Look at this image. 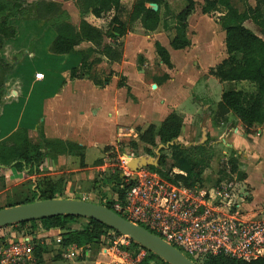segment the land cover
<instances>
[{
  "label": "crops",
  "instance_id": "1",
  "mask_svg": "<svg viewBox=\"0 0 264 264\" xmlns=\"http://www.w3.org/2000/svg\"><path fill=\"white\" fill-rule=\"evenodd\" d=\"M133 1L134 0H121L119 8L116 11H110L103 14L101 17H95L88 13L84 16V19L103 32L108 29L109 22L114 15H116L121 22L127 24L128 14ZM193 1L194 9L187 18L186 29V36L190 45L184 49L178 50L190 52L194 54V56L190 57L187 64L180 71L171 61L170 54L172 50H175L170 46V41L175 35V23L173 20H162L160 25L153 32H145L141 28L139 22L134 23L126 35L117 39V42L120 43L123 48V58L120 62H111L107 60L106 57L99 53V49H95V46L91 42L80 43L75 47L74 52L65 55H54L48 50L53 34L47 27L46 21L39 19L31 20L30 23L32 25L29 26L31 29L27 28L31 35L27 38L33 45L29 47L30 52H28V57H25L22 62L23 66L32 64L37 66L38 72L42 73L43 76L35 80L32 79L33 75L31 71L28 72L29 69H21L24 77L20 84L16 83L12 85V87L9 86L6 88L7 92L3 94V98L0 100V139L7 140L12 136L15 130L26 129L29 136L38 132L37 134L45 139L74 144L82 148L84 157H87L92 148H96L97 144L101 145L103 142L108 143L113 141L116 143L129 139L131 142L137 143L139 147V137L141 133L147 129L149 125L159 127L161 122L172 112L179 115L182 119V126L177 137L179 139L183 133L184 124L188 119H193L194 113L200 112L202 116L201 128H203L202 138H206L204 126H206L207 129L209 128L212 131H216L214 135H218L220 131V135L217 136L218 139L215 140V142L218 146H223L227 150L232 151L235 158L230 159L236 161V171L231 172V160H227L226 165L228 170L224 171L222 169L219 170V172H227L228 175L231 176L230 181L225 182L218 179L213 183H209L206 174L208 166L203 171L201 180L193 187H190V189H187V191L201 199L205 207L220 215L233 217L240 221H264V120L262 123L253 124L252 127L246 131L237 116L232 118L234 114L230 112L226 115V120H215L217 126H215L216 129H214L212 125L213 120L207 118V115L203 113L204 109H208L209 107H211L213 111H216L222 93L231 90L229 85L234 82L220 81L209 73L211 68L226 58L224 57L226 53L224 44L225 32L219 22V18L217 19V23H213L212 25L215 27L220 26L222 30L221 37L223 43L221 47L223 56L221 60H217L220 52L215 41L211 38L213 34L212 26L204 28L201 25L205 20L210 23V15L214 13L220 17L226 11L225 7L219 6L218 11L203 14L201 12V7L204 1ZM163 2L166 4L167 10L173 14L179 13L187 5L186 0H163ZM245 2L249 6H254L256 0H246ZM229 4L239 12L244 11L245 4L242 0H229ZM146 6L151 9H157V5L155 4H147ZM164 10L165 8L162 6L160 9L161 14ZM106 21H108V25ZM170 21H172V25L168 30L170 32L169 39H165L166 41L160 40L157 32L159 27L161 24L164 27V22L167 24ZM79 22L80 21H78V23ZM191 25L194 28H198L197 31L200 36L196 41H192L188 35ZM22 29V31L20 29L18 36L12 43L18 41L20 36H24L27 29L25 28L24 30V25ZM203 33L205 35L204 39L206 45H208V48L213 50L215 54L213 59L208 63H203L204 61L199 55V48L205 44L203 37H201ZM255 34L260 36V33ZM45 41L47 43L44 49L42 43L44 44ZM155 42H158L168 51L171 63L170 68H168L156 54L154 47ZM195 42L196 44L194 45ZM198 42H200V45L197 44ZM8 43H10V41L2 48L3 52L4 50L6 51L8 47L13 49L14 44ZM103 44H111L110 39L105 37ZM9 51L7 53H9ZM77 51H83L85 53L86 60L83 64ZM93 55L96 58H91ZM127 58L129 60L128 62L131 63L133 61V66L136 63L140 64L139 70H135V68L132 67L134 68L132 71V68L128 69L125 67L124 60ZM192 58H197L199 67H193L195 69L190 67L189 64L192 62ZM155 61H157L159 67H161L159 69H161L162 73L156 75L154 78L155 81L150 83L149 87L152 92H147L145 89L143 92L140 88H142L144 79L146 83L143 86L147 85V78H149L147 77L145 66ZM73 67L80 69L81 75L79 78H68V73L64 72ZM82 67L86 70L89 68L95 69L97 67L103 70L108 69L107 73L109 74L112 72V75L110 80L107 79L108 81H103V83L97 81V83H94V80L84 77V71H81ZM120 77H123L125 82H121L122 80ZM162 77L165 79H161ZM183 85L192 86L193 92L185 94L186 87H183ZM219 85H221V89L217 87ZM150 94L152 98L147 99L146 96ZM208 113L209 110L207 111V114ZM231 121H233V124ZM82 140H87L89 143ZM225 153L226 152H223L222 154L224 158ZM61 154H49L44 159L43 164L46 165L49 162L53 163V160ZM209 154L211 156L210 163L211 161L216 163L218 159L217 157H213V154L210 153V149ZM130 157L132 156H129V158ZM170 159L171 162L167 169L165 167L166 164H164L165 170L170 173L185 175L188 170L187 161L183 159L178 161H174L172 158ZM41 170L42 168L40 167L39 171ZM1 171L4 173L3 176H5L4 182L8 184L10 179H12L13 182L11 183L14 184L13 186L21 181H25L26 174H30L26 169L18 171L12 166H0V172ZM13 171L16 173L13 174ZM22 171L26 173H22L24 177L20 176ZM237 173L241 174V178L238 177ZM33 175H41V173H33ZM28 176L30 177V175ZM211 177L213 178V176ZM17 178H20V182L17 181ZM62 182V189L56 193L59 198H61L60 195L62 196L67 186L65 181L62 180ZM223 183L228 187L227 198L218 195V192L222 190L221 185ZM98 186L99 188L103 187L99 184ZM114 189L118 192V196L120 194L119 190H121L122 187L120 185L114 187ZM34 191H36V188ZM78 199L96 202L89 199V196L83 194H81ZM2 206L3 205L0 204V208H2ZM13 228L15 229V227ZM15 233L17 236L21 234L33 235L37 245L44 248L41 253V263H35L33 254V260L30 264H45V262H56L58 260L69 261V264H75V261L85 262L92 260L93 264L104 261L101 260L103 258L99 260L92 259L95 253H97L98 256L109 258V255L102 251L104 247L100 245L103 242L101 238L98 243L77 246L82 248L81 252L78 251L75 258H67L64 254L67 250L71 249L73 244L68 246L61 245L62 231L59 229L44 230L38 226L33 232L31 229L29 232L21 231V233L16 230ZM98 246H100L99 251H97ZM49 248L54 252L55 261H50L46 258L47 255L45 254L48 252ZM119 258L122 260L121 257ZM150 261L156 264H167L162 260H160L162 262H159L158 258H152Z\"/></svg>",
  "mask_w": 264,
  "mask_h": 264
},
{
  "label": "trees",
  "instance_id": "2",
  "mask_svg": "<svg viewBox=\"0 0 264 264\" xmlns=\"http://www.w3.org/2000/svg\"><path fill=\"white\" fill-rule=\"evenodd\" d=\"M24 0H0V63H5L3 47L7 42L16 39L21 29L19 20L27 14L25 6L22 5ZM79 9L81 17L78 26H74L68 21V16L61 8L59 3L46 0H37L34 7L35 19L46 21L47 27L52 31L53 37L50 41L49 52L54 55H65L74 52L75 47L82 42H91L95 49H99L107 60L111 62H120L123 58V48L117 39L123 37L131 29L132 25L139 22L145 32H153L160 25L161 21H174L175 35L170 41L172 49H184L190 45L186 36L187 18L194 9V1L186 0L187 5L179 13L173 14L167 10L163 0H134L128 14V23L121 22L114 15L108 29L103 32L89 24L84 16L88 13L95 17H101L110 11H116L119 8L121 0H73ZM201 7L203 14H209L218 11L219 6L225 7L226 11L219 17V22L225 32V51L226 58L219 64L209 70V73L220 81L229 82H246L254 86V92L249 96L241 90L231 89L222 93L220 101L217 104L215 112L216 119L226 120V115L232 113L239 119L241 125L246 131L253 124L262 123L264 120V0H256L254 6L245 4L243 12H239L229 4V0H203ZM147 4L157 5V9L147 7ZM165 10L161 14L160 9ZM252 22L259 30L260 36L255 34L249 28L244 26V22ZM108 38L111 44H103L104 38ZM155 51L160 60L168 67H171L170 56L168 51L158 42L154 43ZM82 60H86L83 51H77ZM64 72L68 73V78H79L80 69L73 67ZM123 85V84H122ZM182 126V119L176 113L169 114L159 125H149L140 137L139 143L142 145V153L154 156L153 149L158 144L166 145L172 142L179 135ZM40 144H29L17 149L15 157L9 162L0 163L2 167L12 166L16 170L26 169L30 174L40 172L39 169L44 159L49 154L64 153L69 147L78 146L70 143H63L58 140L41 138ZM10 143V139L4 141ZM3 142V143H4ZM132 146L137 148V143L131 142ZM171 158L174 161L180 159L186 160L188 170L185 175L174 174L166 171L164 168L165 157L160 156L158 161L159 167H148L156 172L159 176L167 181L182 185L186 188L193 187L201 180L203 171L209 166L211 156L209 149L205 145H194L182 147L180 145H170ZM163 150V149H162ZM161 150V151H162ZM16 150H14L15 152ZM231 172L236 171V161L231 160ZM221 174L224 172L220 171ZM241 178V174L237 173ZM121 171H115L109 175L107 180H102L99 185L114 187H124L132 182L125 183ZM63 182L61 179L53 180L48 176H42L36 180L35 199L46 200L59 198L57 192L62 189ZM119 196L121 193L119 190ZM102 204V203H101ZM105 205L112 209V201H107ZM78 219L73 216H54L22 222L13 227H25L30 225L32 232L38 226L44 230L59 229L61 233V245L85 246L99 242L101 236L110 230L105 224L95 220L87 219L85 226L81 228H72L69 223ZM30 229V230H31ZM112 231V230H110ZM119 235V233H117ZM133 245L140 247L138 244L130 241ZM142 248V247H140ZM44 248L36 245L34 249L35 263H41V253ZM148 259L158 258L153 253L146 250ZM162 260V259H160ZM147 260L140 261L138 264H146ZM163 261V260H162ZM205 264H264V256H259L250 261H243L234 257L217 254L209 257Z\"/></svg>",
  "mask_w": 264,
  "mask_h": 264
},
{
  "label": "rangeland",
  "instance_id": "3",
  "mask_svg": "<svg viewBox=\"0 0 264 264\" xmlns=\"http://www.w3.org/2000/svg\"><path fill=\"white\" fill-rule=\"evenodd\" d=\"M37 0H24L22 2V5L25 6V9L27 10V14L24 18L20 19L19 25H21V31L23 30V25H24V30L25 28H30L32 24L30 23L31 20L35 19L34 16V7H35V2ZM54 2H57L61 5L62 9L65 10L67 16H68V21L73 24L74 26H78V21H80L81 17L79 16V9L76 6L75 2L73 0H51ZM246 1V0H242ZM250 1V0H249ZM252 1V0H251ZM246 3V2H245ZM108 17V16H105ZM219 18V15L216 13L210 15V23L204 21L201 23V25L204 28H208L207 26H212L213 34H212V40L215 41L217 48L220 52L218 54V59L221 60L223 56V50H222V37H221V28L215 27L212 24L217 23V19ZM108 25V21H106ZM209 24V25H208ZM164 27L161 26L158 29V36L160 40H165L169 39L170 32L168 31L172 25V21L164 22ZM245 26L250 28L251 31L254 33H259L258 28L250 21L245 22ZM31 29V28H30ZM166 29V30H165ZM29 29L26 30V33H24V36H20L18 41L15 43H12L13 40L10 41L8 44H14L13 49L12 48H6V51L4 50V60L6 61L5 63H0V100L3 98V94L7 92V89L9 86L12 87V85L21 82L22 78L24 77L23 72L21 69H29L28 72L31 71L33 77L32 79H40L43 74L38 72V67L35 65H26L23 66V59L25 57H28V52L29 47H31L33 44L31 41L28 40V36L31 35V33L28 31ZM198 28L192 27V25L189 28L188 35L190 39L193 41H196L199 38V32L197 31ZM204 33L202 34L201 37H203V41L205 42L204 39ZM166 41V40H165ZM46 41L43 44L42 47L45 49L46 46ZM196 42L194 43V45ZM197 44L200 45V42ZM10 46V45H9ZM199 48V47H198ZM12 49V50H10ZM10 50V51H9ZM9 51V53H7ZM7 53V54H6ZM171 54V61L175 64L176 68L180 71L182 68L187 64L189 61L190 57L194 56V54H191L190 52H186L184 50H172L170 52ZM199 55L200 58L204 61L203 63H208L213 59L215 56L214 51L210 50L208 48V45L203 44L201 48H199ZM224 57H226V53L224 54ZM6 58V59H5ZM91 58H96L94 55ZM124 66L127 67L128 69H131L132 67L135 68V70H139L140 64L136 63L134 66L132 62H128V58L124 60ZM156 62V63H155ZM153 62L152 64L149 63V65L145 66L147 70V85L143 86L146 82L144 79V82L142 84V88H140L141 91L144 89L147 90V92H152L150 89L149 85L152 81H155L154 78L156 75H160L162 73L161 67H159V64L157 61ZM192 69H195L193 67H199V62L197 61V58H192V62L189 64ZM134 68L131 70L133 71ZM81 71H84V77H87V79L94 80V83H97L99 81L100 83H103V81H108L110 80V77L112 75V72L109 74L108 69H91L89 68L86 70L85 68H81ZM178 71V74H179ZM31 75V76H32ZM121 76V75H120ZM121 78V82H125V79L123 77ZM181 78V77H180ZM108 79V80H107ZM161 79H165L162 77ZM213 79V77H212ZM96 80V81H95ZM226 86V85H225ZM186 87V93H192V86L189 87V85L184 86ZM218 88L221 89V85L217 86ZM224 87V86H223ZM230 89H235V90H241L245 93L246 96H249L251 93L254 92V86L250 83H243V82H238V83H232L229 85ZM139 92V91H138ZM144 92V91H143ZM142 92V93H143ZM149 94V93H148ZM147 99L152 98L151 94L146 96ZM209 110V113L207 114V111ZM203 112V111H202ZM215 112L209 107L208 109H204V114L207 115V118L213 120L212 125L215 128L217 126L216 124V116ZM235 117V115L232 116V118ZM201 119L202 116L200 112L194 113L193 119L189 120L184 124L183 126V133L180 136V138L174 139L176 141L175 145H180L182 147H189L193 145H205L208 149H210V153L213 154V157H217L218 161L216 160L215 162H212L209 164L208 169L206 170L207 174V181L209 183H213L215 180L221 179L225 182L230 181L231 176L228 175L227 172L221 174L219 170H228V167L226 165L227 160H231L230 158H235L234 155L232 154V151L227 150L223 146H218L215 142V140L218 139L217 136L220 135V131L218 135H214L216 131H212L211 129H207L206 126L205 132H206V138H202V130L203 128L201 125ZM216 120V121H215ZM232 120V119H231ZM233 124V121H231ZM1 129V125H0ZM223 130V129H222ZM31 134L29 136L28 131L26 129H19L15 130L12 133V136L9 137L10 143H5L4 140L0 139V163H6L12 160L11 158L15 157L17 149L24 147L29 144H40L41 143V136L37 134ZM86 141L87 140H82ZM4 142V143H3ZM63 142V141H62ZM29 143V144H28ZM89 143V142H87ZM192 144V145H191ZM163 145V144H162ZM96 148H92L91 151L89 152L87 157H84V151L82 148H76V147H68L64 153H62L60 156L56 157L53 161V163H48L46 165H41L42 170L38 171L41 173V175H46L49 176L53 179H61L65 181L66 183V188L64 189V193L60 197H69L71 199H78V197L83 194L86 196H89V199L94 200L97 204L101 203H106L107 201H115V200H122L123 194L125 190L127 189H121L120 192L122 191L121 197L117 194L118 192L113 189L112 187H106L103 186L102 188H99L98 184L102 180H107L109 175L115 171H121L122 173L125 171V168L122 167V159L126 158L125 156H132V157H137V153H142V148L141 144L137 148L133 147L131 144V141L129 139H125L121 142H108V143H101V145L97 144ZM155 149V148H154ZM154 149H153V154H154ZM14 150H16L14 152ZM223 152L225 153V158L222 156ZM141 155H148V154H141ZM140 155V156H141ZM163 155L165 157V164H166V169L168 168L170 162H171V152L169 148H163V150L160 152V156ZM150 156V155H149ZM151 157H155L151 156ZM7 164V163H6ZM50 168V169H49ZM144 169H149L144 168ZM13 174L16 172L13 171ZM22 173L26 174L25 172H21L20 176H23ZM3 171L0 172V204H2V207H8L12 205H17V204H23V203H29L34 201L35 199V194L36 192L34 191L35 189V181L37 179L40 180L42 177L41 175H33V174H26L25 176V181H19L20 178H17L18 183L17 185L13 186L14 184L11 183L13 182L12 179H10L9 183L4 182V177L3 176ZM30 175V177L28 176ZM213 176V178L211 177ZM123 197V198H122ZM102 201V202H101ZM87 223L86 218L78 217V219L72 221L69 223V226L72 228H81L85 226ZM30 225H26V227H15L10 228V226L1 228L0 234L2 237V234H5L6 237L10 236L11 232H18L21 233V231L24 232H29L30 231ZM111 230V229H110ZM106 230V234L103 236L104 241L100 244L104 247L102 249L103 252L108 254L109 258L107 257H101L98 256L97 253L93 255L92 259L94 260H99L101 258L100 263L98 264H138L140 261L147 260L146 264H156L148 259V253L145 250V254L141 253V248L133 245L131 242L127 246L123 245H113L111 243L114 239V236L117 238L121 234H117L114 230L110 231ZM109 233L111 235H109ZM19 236V235H18ZM100 246H98L97 251H99ZM54 252L51 251V249H48V252L45 254L47 255V259L50 261H55L54 257L55 255L53 254ZM122 260H120V258ZM112 262V263H110ZM159 262L160 261L159 259ZM69 261L66 260H58L56 262H45V264H69ZM75 264H93V261H75ZM161 264V263H160ZM165 264V263H163Z\"/></svg>",
  "mask_w": 264,
  "mask_h": 264
},
{
  "label": "built area",
  "instance_id": "4",
  "mask_svg": "<svg viewBox=\"0 0 264 264\" xmlns=\"http://www.w3.org/2000/svg\"><path fill=\"white\" fill-rule=\"evenodd\" d=\"M125 157L121 161L125 168L121 176L125 183H132L121 186L127 188L124 198L112 201L111 210L156 234L194 264H205L209 257L217 254L243 261L263 256L264 221H240L220 215L188 192L190 188L171 183L152 170L131 171L126 166L129 156ZM221 188L218 195L227 198V185L223 183ZM103 236L101 241H104ZM113 239V245L130 243L123 235ZM36 245L33 235L17 236L11 232L9 237L5 234L1 237L0 234V264H30ZM81 250L72 245L64 256L75 258ZM141 253L145 254L144 248Z\"/></svg>",
  "mask_w": 264,
  "mask_h": 264
},
{
  "label": "water",
  "instance_id": "5",
  "mask_svg": "<svg viewBox=\"0 0 264 264\" xmlns=\"http://www.w3.org/2000/svg\"><path fill=\"white\" fill-rule=\"evenodd\" d=\"M174 144H176L175 140L166 145L159 144L154 149L155 157L148 155L130 157L127 159L126 166L133 172L143 167L158 168L160 150ZM54 216L82 217L101 222L111 230L153 253L167 264H194L181 251L145 227L126 220L104 204L88 202L82 199H36L29 203L2 207L0 208V228Z\"/></svg>",
  "mask_w": 264,
  "mask_h": 264
}]
</instances>
